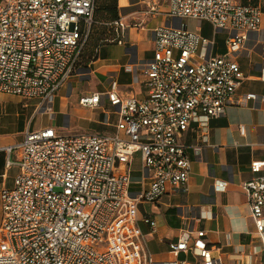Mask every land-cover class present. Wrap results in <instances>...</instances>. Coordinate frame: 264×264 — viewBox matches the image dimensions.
<instances>
[{
  "label": "built area",
  "instance_id": "built-area-1",
  "mask_svg": "<svg viewBox=\"0 0 264 264\" xmlns=\"http://www.w3.org/2000/svg\"><path fill=\"white\" fill-rule=\"evenodd\" d=\"M95 5L96 0H0V94L38 100L50 111L57 92L78 72ZM157 6L149 12L158 13ZM167 15L173 21L153 31V58L138 66L143 99L120 95L112 78L107 93L79 100L90 109L104 99L116 107L115 134L64 135L54 128L25 134L20 159L7 162L19 168L14 184L0 193V264H222L203 231H186L168 244L184 259L155 262L138 225L139 205L186 189L191 162L181 138L193 123L206 143L210 119L226 106L264 103V96L237 95L245 77L236 57L258 31L261 11L236 0H168ZM188 19L231 32L226 52L212 55L214 40L190 31ZM113 26L126 31L120 21ZM124 69L132 72L133 66ZM259 79L264 82V69ZM136 155L142 178L135 183L139 191L132 192ZM249 168L255 177L243 189L254 245L248 253L243 246L234 251L245 257L238 264H264V159ZM142 220L155 229L154 220Z\"/></svg>",
  "mask_w": 264,
  "mask_h": 264
},
{
  "label": "crops",
  "instance_id": "crops-1",
  "mask_svg": "<svg viewBox=\"0 0 264 264\" xmlns=\"http://www.w3.org/2000/svg\"><path fill=\"white\" fill-rule=\"evenodd\" d=\"M236 1L261 11L258 31L248 35L243 51L236 57L245 77L237 95L264 96V82L259 79L264 69V0ZM152 4L158 5V13L149 12ZM118 9V21L125 26V33L107 34L106 39L87 46L81 69L57 92L50 111H45L38 100L0 94V193L14 184L19 168L7 162L20 159L18 146L27 132L54 128L66 133L63 126L72 130L85 125L86 133L113 135L117 132L118 109L107 99L95 109L86 108L79 104L80 98L86 94L104 95L112 78L117 81L120 95L138 99L146 96L138 66L153 58L154 29L173 21L167 15L168 0H118ZM188 22L195 24L189 28ZM186 23L190 31L214 40L212 55L226 52L231 32L215 31L206 21L188 19ZM127 65L133 66L132 72L125 71ZM181 142L191 162L186 189L139 205L138 225L146 237V248L157 263L184 259V254L170 252L168 244L186 231L193 235L203 231L204 242L217 250L222 264H238L245 257L235 253V246H243L248 253L254 245L255 226L249 217L243 184L255 177L249 168L251 162L264 159V103L251 100L245 106L228 105L221 116L210 119L206 143L201 141L194 123ZM6 148H10L9 152ZM135 164L137 168H133ZM130 178L132 192L139 191L135 184L142 178L138 155L133 159ZM221 183L224 188L217 187ZM145 217L155 221L154 230L143 222ZM1 218L0 205V222ZM188 258L194 259L192 255Z\"/></svg>",
  "mask_w": 264,
  "mask_h": 264
},
{
  "label": "trees",
  "instance_id": "trees-1",
  "mask_svg": "<svg viewBox=\"0 0 264 264\" xmlns=\"http://www.w3.org/2000/svg\"><path fill=\"white\" fill-rule=\"evenodd\" d=\"M94 16H95V20H94ZM94 16H93L92 27L94 26V24L99 23L104 26L108 25L111 31L110 30L105 31V29H103V31L98 34H94L95 32L93 31L91 36V32H92V27H91L90 35L82 50V54L78 62L77 69H81L80 67L83 65L82 64L83 54H84L83 52H85L87 46L91 45L93 42L98 43L100 40L106 39L107 34L119 33L113 26V24L119 20L118 0H96ZM96 21H100V22H96Z\"/></svg>",
  "mask_w": 264,
  "mask_h": 264
},
{
  "label": "rangeland",
  "instance_id": "rangeland-1",
  "mask_svg": "<svg viewBox=\"0 0 264 264\" xmlns=\"http://www.w3.org/2000/svg\"><path fill=\"white\" fill-rule=\"evenodd\" d=\"M94 20H95V16H94ZM96 22H100V21H96ZM194 22H188V25H189V28L190 27H192V26H194ZM95 26V27H94ZM94 26L92 27V32H91V36H92V33H93V31L95 32L94 34H98V33H100V32H102L103 31V29H105V31H108V30H110V27L107 25V26H104V25H101V24H99V23H96V24H94ZM94 28V29H93ZM111 31V30H110ZM83 83L84 82H81L80 83V88L82 89L83 88ZM77 85V84H76ZM103 121H104V116H103ZM112 119H113V117H111V121H112ZM64 127V130H65V132L66 133H62V134H64V135H72V134H75V133H86L85 131L87 130V127L85 126V125H82V127L81 128H71L72 130H70V128H66L65 126H63ZM74 131H79V132H74ZM91 132H95L94 130H90ZM69 132H73V133H69ZM133 168H137V165L135 164L134 166H133Z\"/></svg>",
  "mask_w": 264,
  "mask_h": 264
},
{
  "label": "water",
  "instance_id": "water-1",
  "mask_svg": "<svg viewBox=\"0 0 264 264\" xmlns=\"http://www.w3.org/2000/svg\"><path fill=\"white\" fill-rule=\"evenodd\" d=\"M87 71H89V70H87Z\"/></svg>",
  "mask_w": 264,
  "mask_h": 264
}]
</instances>
